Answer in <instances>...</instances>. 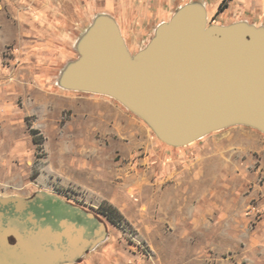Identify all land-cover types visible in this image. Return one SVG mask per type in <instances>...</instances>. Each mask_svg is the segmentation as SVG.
Masks as SVG:
<instances>
[{"label": "rangeland", "instance_id": "obj_1", "mask_svg": "<svg viewBox=\"0 0 264 264\" xmlns=\"http://www.w3.org/2000/svg\"><path fill=\"white\" fill-rule=\"evenodd\" d=\"M20 1L0 0V195L46 191L98 214L105 240L70 264H264V133L232 126L173 147L116 99L64 89L78 53L48 34L26 42L19 15L35 0ZM172 1L174 13L195 0ZM87 2L94 18L102 0Z\"/></svg>", "mask_w": 264, "mask_h": 264}, {"label": "water", "instance_id": "obj_2", "mask_svg": "<svg viewBox=\"0 0 264 264\" xmlns=\"http://www.w3.org/2000/svg\"><path fill=\"white\" fill-rule=\"evenodd\" d=\"M61 71L67 90L110 96L164 143L181 147L232 126L264 133V25L210 24L180 6L132 53L117 21L95 17ZM106 222L58 195H0V264H70L105 240Z\"/></svg>", "mask_w": 264, "mask_h": 264}, {"label": "crops", "instance_id": "obj_3", "mask_svg": "<svg viewBox=\"0 0 264 264\" xmlns=\"http://www.w3.org/2000/svg\"><path fill=\"white\" fill-rule=\"evenodd\" d=\"M36 1L37 0L34 2L32 11H29V13H22V16L19 15L20 18L22 17L21 26L27 31L23 32V38L26 39L25 41H39V38L35 37L36 35L43 36L48 34L52 36L54 41L61 44L64 42L68 44V47L72 48V51H77V42L79 38L84 34L95 17L100 14H108L117 21L129 50L135 53L143 49L153 37L158 26L154 28V21L157 18H168L169 20L174 14L171 10L173 4L172 0H102L100 13L94 18L93 6L91 3H88L87 0H85L86 5L84 6L77 5V0H58L59 2L57 5L52 2L47 3V0H39L40 2ZM195 1L204 4L208 18H215L216 24L237 22L231 15V9L235 8L236 11L241 9V13L245 11L251 13L250 16H247L245 18L246 20H244L258 25L261 23V20L257 21L258 17L255 12L258 7H261V10L264 11V0ZM24 2L27 1L22 0L20 3H17V6H20V10ZM222 2L225 4L224 10H219V6ZM14 7L15 6H13V8ZM229 9L230 12L226 15ZM78 13H80L79 17L77 16ZM163 22L166 21L164 20ZM26 26H29V28ZM55 28L60 29V34L57 35ZM70 28H72V34H68ZM74 28H77V30L79 29L80 32L77 30L74 31ZM78 32L79 36H77ZM67 42H71L72 45H69ZM57 46L60 45L56 44V47ZM56 47L53 50L58 52ZM4 99L5 96H3V91L0 90V121H4L8 118L6 106L2 103Z\"/></svg>", "mask_w": 264, "mask_h": 264}, {"label": "trees", "instance_id": "obj_4", "mask_svg": "<svg viewBox=\"0 0 264 264\" xmlns=\"http://www.w3.org/2000/svg\"><path fill=\"white\" fill-rule=\"evenodd\" d=\"M224 7H225V4L222 2L219 6V10H224ZM114 213L118 214L117 211L113 208L109 212H103V214L106 215L110 221L112 220L113 218L112 214L114 215Z\"/></svg>", "mask_w": 264, "mask_h": 264}, {"label": "flooded vegetation", "instance_id": "obj_5", "mask_svg": "<svg viewBox=\"0 0 264 264\" xmlns=\"http://www.w3.org/2000/svg\"><path fill=\"white\" fill-rule=\"evenodd\" d=\"M66 201H68V200H66ZM68 202H70V201H68ZM71 203H73V202H71ZM75 204V203H74ZM86 209V208H85Z\"/></svg>", "mask_w": 264, "mask_h": 264}]
</instances>
